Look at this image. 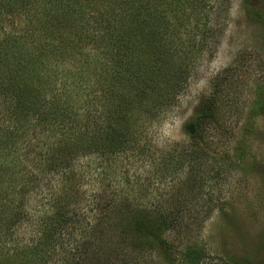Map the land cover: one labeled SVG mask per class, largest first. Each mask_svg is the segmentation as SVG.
<instances>
[{
	"label": "trees",
	"instance_id": "obj_1",
	"mask_svg": "<svg viewBox=\"0 0 264 264\" xmlns=\"http://www.w3.org/2000/svg\"><path fill=\"white\" fill-rule=\"evenodd\" d=\"M209 1L0 0V264H202L163 234L200 229L218 200L215 93L184 149L156 158L142 137L210 47ZM145 157L167 187L141 204L128 168ZM94 174L109 194L86 192Z\"/></svg>",
	"mask_w": 264,
	"mask_h": 264
},
{
	"label": "rangeland",
	"instance_id": "obj_2",
	"mask_svg": "<svg viewBox=\"0 0 264 264\" xmlns=\"http://www.w3.org/2000/svg\"><path fill=\"white\" fill-rule=\"evenodd\" d=\"M209 2L205 12L211 19L210 47L195 57L190 77L174 102L147 125L142 138L149 140L156 158L174 144L176 150L184 149L185 122L209 93H215L216 117L222 127L210 130L211 149L214 165L224 169L214 182L218 200L214 199V209L200 229L182 237L169 231L163 238L175 253L188 243L197 245L204 252L202 264H264V0ZM128 169L136 181L131 188L142 192H132L141 204L166 196L167 182L155 181V166L146 157ZM89 177H85L87 193H110L103 190L99 176ZM185 179L183 183L192 184ZM22 229L30 232L27 223ZM150 253L148 264H167L160 254Z\"/></svg>",
	"mask_w": 264,
	"mask_h": 264
}]
</instances>
